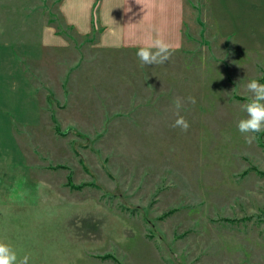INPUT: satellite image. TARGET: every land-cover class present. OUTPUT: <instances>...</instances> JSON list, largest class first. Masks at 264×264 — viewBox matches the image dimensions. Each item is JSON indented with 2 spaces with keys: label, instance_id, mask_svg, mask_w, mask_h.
Returning <instances> with one entry per match:
<instances>
[{
  "label": "rangeland",
  "instance_id": "1",
  "mask_svg": "<svg viewBox=\"0 0 264 264\" xmlns=\"http://www.w3.org/2000/svg\"><path fill=\"white\" fill-rule=\"evenodd\" d=\"M62 1L0 0V241L28 264H264V132L237 129L264 0H182V45L146 66Z\"/></svg>",
  "mask_w": 264,
  "mask_h": 264
},
{
  "label": "crops",
  "instance_id": "2",
  "mask_svg": "<svg viewBox=\"0 0 264 264\" xmlns=\"http://www.w3.org/2000/svg\"><path fill=\"white\" fill-rule=\"evenodd\" d=\"M60 10L81 35H89L99 27L96 46L102 49H138L148 36L162 37L174 49L182 45V0H63ZM46 32V38L40 41L43 48L55 41L56 45L63 44L59 36L49 29ZM29 57L32 62L41 55Z\"/></svg>",
  "mask_w": 264,
  "mask_h": 264
},
{
  "label": "clouds",
  "instance_id": "3",
  "mask_svg": "<svg viewBox=\"0 0 264 264\" xmlns=\"http://www.w3.org/2000/svg\"><path fill=\"white\" fill-rule=\"evenodd\" d=\"M179 45H177V48ZM177 50L166 42L162 37L148 36L144 46L138 48L136 56L143 65H162L169 61L173 52ZM246 90L250 95L242 105L246 113L244 118L237 123L238 131L245 136L247 143H252L258 133L264 132V83L252 78L246 84ZM188 102L195 104L194 97H188ZM176 119L173 123L174 128H179L186 132L190 124L180 110L183 107L182 100L177 97L174 101ZM29 257L25 255L18 261L17 252L7 243L0 241V264H28Z\"/></svg>",
  "mask_w": 264,
  "mask_h": 264
}]
</instances>
